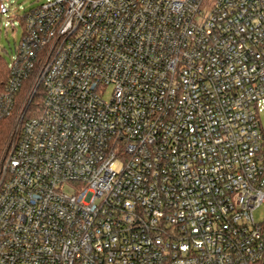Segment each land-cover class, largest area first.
<instances>
[{
  "label": "built area",
  "instance_id": "1",
  "mask_svg": "<svg viewBox=\"0 0 264 264\" xmlns=\"http://www.w3.org/2000/svg\"><path fill=\"white\" fill-rule=\"evenodd\" d=\"M23 20L0 264H264V0H48Z\"/></svg>",
  "mask_w": 264,
  "mask_h": 264
},
{
  "label": "rangeland",
  "instance_id": "2",
  "mask_svg": "<svg viewBox=\"0 0 264 264\" xmlns=\"http://www.w3.org/2000/svg\"><path fill=\"white\" fill-rule=\"evenodd\" d=\"M48 0H7L6 3L10 10L0 20V53H2L7 61L11 63L16 55L17 47L20 45L24 33L22 18L40 4L46 3ZM13 24V25H12ZM32 89V82L26 84L23 89L22 96H26ZM113 87H109L105 94V99L109 101L112 97ZM264 126V112L262 114ZM256 221L260 222L264 219V206L254 212Z\"/></svg>",
  "mask_w": 264,
  "mask_h": 264
},
{
  "label": "trees",
  "instance_id": "3",
  "mask_svg": "<svg viewBox=\"0 0 264 264\" xmlns=\"http://www.w3.org/2000/svg\"><path fill=\"white\" fill-rule=\"evenodd\" d=\"M23 23H24V20H23ZM9 76H10L9 63H7L4 55L0 53V95L5 90L6 83L8 81ZM23 89H22V92H23ZM14 124H15L14 116L0 121V152L2 151V149H4V147L10 141Z\"/></svg>",
  "mask_w": 264,
  "mask_h": 264
}]
</instances>
